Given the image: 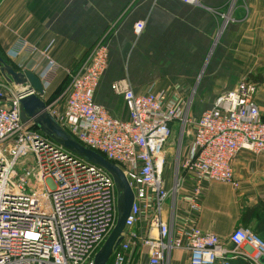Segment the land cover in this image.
I'll list each match as a JSON object with an SVG mask.
<instances>
[{"label":"built area","instance_id":"2783aa9c","mask_svg":"<svg viewBox=\"0 0 264 264\" xmlns=\"http://www.w3.org/2000/svg\"><path fill=\"white\" fill-rule=\"evenodd\" d=\"M143 25L137 20L134 32L140 33ZM108 57V45L100 38L69 70L59 97L45 102L60 126L122 170L133 191L121 239L106 264H169L170 251L178 247L188 249V264H229L232 255L248 256L237 250L242 243L257 248L250 264H264L259 259L264 240L247 227L232 229L228 238L233 247L228 248L219 235L197 224L202 179L237 185L236 153L241 148L264 153V120L255 101L258 83L242 78L192 119L190 102L183 107L165 90L136 92L123 76L111 88L122 95L128 117H115L94 99ZM53 66L49 59L40 78ZM21 110L16 85L0 90V264H93L116 221L113 177L55 141L31 117L23 118ZM175 120L192 122L193 131L187 149L178 145L169 169L166 144ZM188 178L193 181V213L179 221L172 235L164 205Z\"/></svg>","mask_w":264,"mask_h":264},{"label":"crops","instance_id":"0c3cea01","mask_svg":"<svg viewBox=\"0 0 264 264\" xmlns=\"http://www.w3.org/2000/svg\"><path fill=\"white\" fill-rule=\"evenodd\" d=\"M139 19L144 25L136 34L133 25ZM100 38L108 45L109 57L94 99L109 114L128 117L122 95L111 88L119 77L125 76L136 92L165 90L183 107L190 102L192 119L210 107L217 94L249 78L258 83L255 101L264 120V0H0V54L6 61L16 70L30 69L39 76L49 59L54 62L41 78V97L47 103L59 97L52 96L55 89L68 82L69 70ZM21 41L25 47H19ZM11 85L0 71V90ZM175 124L171 123L172 134ZM176 154L168 153L169 169ZM233 172L237 185L202 179L197 215V224L219 235L228 248L233 247L228 238L233 228L240 225L253 231L264 214L256 205L264 198V153L241 148ZM192 190V179H184L166 199L164 216L171 222L172 235L179 221L193 213ZM247 206L255 207L250 216L243 215ZM237 250L248 256L231 253L229 264H250L249 256L258 253L249 243ZM188 260V249L178 247L169 253V264Z\"/></svg>","mask_w":264,"mask_h":264},{"label":"water","instance_id":"95a60500","mask_svg":"<svg viewBox=\"0 0 264 264\" xmlns=\"http://www.w3.org/2000/svg\"><path fill=\"white\" fill-rule=\"evenodd\" d=\"M0 71L4 77L16 85V93L21 102V115L31 117L36 125L47 135L64 147L83 158L105 168L113 177L117 191V216L115 225L94 255L93 264H106L113 245L121 239V231L129 213L133 191L128 185L122 170L96 150L89 148L75 139L58 124L46 110V103L41 97L44 92L40 76L30 69L16 70L0 54Z\"/></svg>","mask_w":264,"mask_h":264},{"label":"rangeland","instance_id":"374dc122","mask_svg":"<svg viewBox=\"0 0 264 264\" xmlns=\"http://www.w3.org/2000/svg\"><path fill=\"white\" fill-rule=\"evenodd\" d=\"M12 84L15 86L13 82ZM187 121L188 120H186L184 123H182L181 120L174 121L176 122V124L174 125L173 134H171L166 144V147H168L169 149V152H167V156H166V163H167L168 153H170L173 157V155L176 154V151L178 152V145L181 143L182 146H184V143H186V140L188 138H191V133L193 131V128H192L193 124ZM263 258L264 257H262L261 260H263Z\"/></svg>","mask_w":264,"mask_h":264},{"label":"trees","instance_id":"16d2710c","mask_svg":"<svg viewBox=\"0 0 264 264\" xmlns=\"http://www.w3.org/2000/svg\"><path fill=\"white\" fill-rule=\"evenodd\" d=\"M1 55H2V54H1ZM4 59H5V58H4ZM5 60H6V59H5ZM6 62H7V61H6ZM257 80H259V79H257ZM66 83H67V82H66ZM66 83H64V84H62V85H59V86L55 89V91H54V93L52 94V96L60 94V93L64 90V88H65V86H66ZM256 205H258L259 208L264 209V198L259 199V200H258V203H257ZM254 210H255V207H254V206H247V207H245V209H244L243 215L246 214V215L250 216V215L253 213ZM259 213H260V210L258 211V215H260ZM258 218H259V216H258ZM258 230H260V233H258ZM253 232H254L257 236H259L262 240H264V214H263V215H262L257 221H255Z\"/></svg>","mask_w":264,"mask_h":264}]
</instances>
